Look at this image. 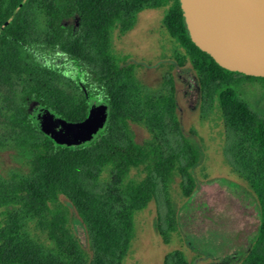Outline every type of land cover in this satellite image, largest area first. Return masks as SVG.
<instances>
[{"label":"trees","instance_id":"obj_1","mask_svg":"<svg viewBox=\"0 0 264 264\" xmlns=\"http://www.w3.org/2000/svg\"><path fill=\"white\" fill-rule=\"evenodd\" d=\"M32 7L43 16L40 35ZM145 9L166 10L162 27L175 44V63L160 91L145 89L128 58L112 52L113 31L125 35ZM176 66L192 69L202 106L219 105L225 156L231 166L246 169L260 214L258 238L243 264H264V118L241 98L234 77L264 78L228 71L201 51L180 0H0V89L17 95L2 107L9 132L0 151L20 164L9 175L0 172V264H121L136 215L153 201L157 232L170 244L178 217L160 194L178 181L190 198L196 189L191 171L201 159L177 116ZM34 106L69 123L85 122L93 107L107 111L87 143L65 146L43 132ZM132 124L144 126L150 138L137 142ZM72 209L84 239L72 227ZM30 221L45 252L24 233ZM163 264L190 263L174 252Z\"/></svg>","mask_w":264,"mask_h":264},{"label":"rangeland","instance_id":"obj_2","mask_svg":"<svg viewBox=\"0 0 264 264\" xmlns=\"http://www.w3.org/2000/svg\"><path fill=\"white\" fill-rule=\"evenodd\" d=\"M30 14L34 32L40 35L44 30L43 16L36 7L30 9ZM165 15L164 9H145L132 30L121 35L117 29L111 34L112 52L128 58L127 64L136 67V78L148 91L163 88L175 63V44L162 27ZM172 74L182 132L201 154L199 164L191 171L196 189L190 198H185L177 181L167 193L160 194V201L168 199L178 217L179 231L169 245L164 244L157 232V202L138 213L131 249L121 264H163L165 257L174 252L182 253L190 264H243L246 252L258 238L260 216L249 175L240 164L231 166L227 160L222 112L217 102L202 106L192 69L176 66ZM234 82L241 98L264 118V81L236 76ZM15 97L8 89H0V142L9 132L2 107L6 99L10 105L9 101ZM41 111L33 107L36 120ZM130 134L139 143L150 138L142 125L132 124ZM19 166L10 152L0 151V172L9 175ZM131 175L134 177L135 172ZM71 224L77 236L84 239V226L73 209ZM24 229L31 243L45 252L44 244L34 239V223L27 222Z\"/></svg>","mask_w":264,"mask_h":264},{"label":"water","instance_id":"obj_3","mask_svg":"<svg viewBox=\"0 0 264 264\" xmlns=\"http://www.w3.org/2000/svg\"><path fill=\"white\" fill-rule=\"evenodd\" d=\"M193 43L222 68L264 78V0H180ZM106 106L93 107L85 122L38 114L43 132L57 143L79 146L103 125Z\"/></svg>","mask_w":264,"mask_h":264}]
</instances>
